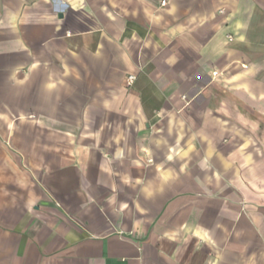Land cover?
<instances>
[{"label":"crops","instance_id":"crops-1","mask_svg":"<svg viewBox=\"0 0 264 264\" xmlns=\"http://www.w3.org/2000/svg\"><path fill=\"white\" fill-rule=\"evenodd\" d=\"M160 2L0 0V264H264V0Z\"/></svg>","mask_w":264,"mask_h":264},{"label":"built area","instance_id":"built-area-1","mask_svg":"<svg viewBox=\"0 0 264 264\" xmlns=\"http://www.w3.org/2000/svg\"><path fill=\"white\" fill-rule=\"evenodd\" d=\"M161 5H165L166 3V0H161ZM135 79V76L134 75H128L127 77V83L130 85Z\"/></svg>","mask_w":264,"mask_h":264}]
</instances>
